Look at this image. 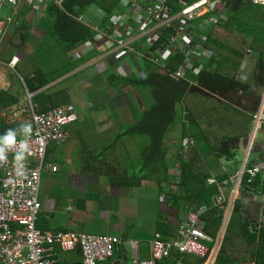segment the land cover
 I'll use <instances>...</instances> for the list:
<instances>
[{"label": "crops", "instance_id": "crops-1", "mask_svg": "<svg viewBox=\"0 0 264 264\" xmlns=\"http://www.w3.org/2000/svg\"><path fill=\"white\" fill-rule=\"evenodd\" d=\"M223 5H220L221 11L218 12L216 17H206V20L213 19L212 23H205L203 30H196L197 43L195 42L189 46L180 37V43L171 48L170 53L165 54L166 48L158 46V44L160 46L163 44H160L161 41L155 44L154 47H150L147 38H142L145 39L144 43L135 42L134 46L129 43L130 56L121 60H112V58L109 60V57L104 58V55L108 54L106 52L110 51V46H115V43L112 42L114 37L124 41L129 40L125 30L132 25L131 22L137 24L145 16V12L137 14V16H127V9V17L124 15L118 17V20H123L122 23L117 21L113 24V21H111L112 23L105 27L106 33L104 34L108 38V42H104L102 38L104 34L99 33L96 40L93 39L75 53L65 54L55 43L46 44L38 39L40 32L37 27L36 14L44 11L46 7L40 9V7L34 5L30 11H28L30 8L27 6H20L16 12L12 11L11 8L4 10L5 13L0 15V21H7L10 18L11 23L7 29L6 37L0 45V89L8 90L11 94L20 97L19 103L7 111L6 115L9 120L22 121L29 117L30 113L26 112L25 109L26 102L30 110L33 109V111L43 112L67 106L72 108L78 115V120L69 124L66 128L69 135L67 142L63 144L52 143L48 152V158L53 163L56 162L58 166V170L52 172H59L61 166L58 161H61L66 169V174H61L63 179L58 184L57 193L48 191L49 193H46L44 197L41 193L43 209L37 221V226L41 230L51 232L58 230L94 232L95 234L117 236L121 242L115 246V255L100 264H111V261L116 258H120L123 264H138L137 260L153 258L158 234L164 240L178 239L180 230L185 225L190 213L204 208L201 218L203 224L205 223L202 215L209 209V205H202L197 208L186 206L185 209L180 211L171 205L170 196L166 192L167 189L162 190L158 182L153 179H145L138 186L111 184L109 180L111 174H139V170L135 169L142 164V149L146 147L147 143L142 138L128 135L124 136L127 137L124 138L127 140L121 142L122 138L121 135H118V132L125 125L134 124L139 119L140 114L155 103V99L150 88L111 84L105 79V75L110 76L113 72H116L125 78L134 76L146 78L149 67L142 59L148 60L161 72H167L175 79H181L176 77L175 74L177 75L182 68L187 69L190 78L183 80L191 79L193 81L194 87L191 91V100L197 101L198 95L205 98L203 99L205 100L202 103L203 106L200 104L202 107L196 112L199 115V122L204 126V130L214 136V142H217V145L226 154L218 156L216 151H211L209 147L214 143L211 142L212 139L209 136H204L203 145L208 148V151L202 153V156H205V153L212 152L217 155L214 159L222 163L219 170L212 171L208 183L210 178H216L220 181L217 177L218 173L228 172L224 164V157H227L229 152H245L242 147L245 145L244 139L248 135H253L252 141L256 138L255 129L253 132L251 131L250 122L254 121V115L261 111V103L264 100V85L259 78L258 66L261 52L250 47L251 39L247 38L244 41L241 35L230 32L221 26L222 21L228 20L224 14ZM98 11L95 9L91 14L88 12V17H84L83 20L86 22L89 19V24L92 25L90 20L92 17L95 18ZM24 24L27 25L26 28H29L26 40L23 36L22 27ZM213 26L215 39L227 44L232 50H238L246 54L245 57L240 58L230 51L223 52L224 55L230 57L231 61L241 63L238 70L226 65L223 70L226 74L236 76L237 81L240 83L236 87H226L225 90L219 92L203 89L199 80L205 68L208 67L209 70L214 68L212 58L216 53L208 47L209 35L204 32L210 31V27ZM216 26L219 27V30L216 29ZM115 27H119L118 32H114ZM235 35L238 36L240 46L234 43ZM8 36L10 38L5 42ZM98 39L103 41L104 47L97 42ZM187 49L194 51L193 56L190 58L184 53ZM96 51L99 54H96ZM178 55L185 58L184 63L186 64L182 63L177 70L173 71L169 62L171 58ZM14 57H18L19 62L15 67H12L11 61ZM154 58H158L159 62H156ZM225 59L227 58L225 57ZM206 62L208 66H204ZM98 64L100 67L97 66ZM135 64L142 70L141 75H138L135 73L136 70L132 69ZM113 66H116V69ZM235 67L237 68V66ZM38 69H42L47 79L51 81L42 89L30 93L21 75L25 78H32L33 73ZM95 70L101 72L96 73ZM7 73H10V79H8ZM17 75L20 77V83L17 81ZM20 85L22 88H20ZM120 87H123L122 91H120ZM43 92L46 94V101L49 96L48 102H35V97ZM125 92H129L127 103L120 97L117 101H110V99L116 98L118 93L124 95ZM136 94L139 100L135 98ZM146 94L148 97H146ZM184 105L183 103L181 106L183 112ZM171 129L175 131L181 129L183 131V119L174 124ZM172 140L174 138L168 136L167 133L166 145L170 155L180 154L183 159L189 158L191 148L196 144V140L192 137L182 141L183 143H176L175 140ZM182 144H184V148H181ZM57 146L61 147L58 151V161L51 157V153L54 149L57 150ZM253 150H264V142H257ZM133 153H136V155H133ZM245 153L247 154V152ZM261 159L264 160V153L261 154ZM179 166L178 163L177 166L172 167L170 173L179 174ZM130 167L134 169H130ZM85 177L88 179L83 180ZM77 183L84 185L82 188L77 189ZM226 187L221 190L219 186L220 192L214 196L213 206H217L219 210L224 211L223 225L226 222L228 226L234 212L236 200L239 198H236V196L241 192L239 187L233 197V191L227 192ZM171 189L177 194L181 193V187L176 183L171 185ZM69 190H71V194L68 193ZM222 191L226 197L223 204L220 203L219 199ZM61 194L70 197L64 199ZM252 200L255 201L254 206L250 207L248 205L245 209L247 217L254 213L252 210H260L262 205L259 207L255 195L254 198H251ZM160 213L169 215L173 223L179 225L178 234L174 238H164L161 232L155 230V223L160 219ZM261 220L264 221V217ZM51 221L53 223L49 227ZM150 223L151 228L148 227ZM242 246L244 247L241 250L242 253L237 255L239 264H241V258L246 256L248 252L246 251V244ZM74 249L66 251L57 247L56 264H75L77 261H83L80 248L76 247ZM134 252L137 253L136 257H133ZM178 256H180V259L177 264H185L187 258L191 259L190 264H197L200 258L194 254L176 251L168 258L158 259L157 264H171L172 261L177 260ZM242 264H255V261H244Z\"/></svg>", "mask_w": 264, "mask_h": 264}, {"label": "trees", "instance_id": "trees-1", "mask_svg": "<svg viewBox=\"0 0 264 264\" xmlns=\"http://www.w3.org/2000/svg\"><path fill=\"white\" fill-rule=\"evenodd\" d=\"M58 1L60 0L48 1L44 11L35 13L37 27L40 32L38 39L46 44L55 43L63 53L71 54L93 39L96 40L99 37V33L105 30L108 19L114 13H117V17L126 16L127 6H130V1L133 0H61L60 5L57 4ZM136 1L144 4L146 9L148 5L154 4L156 0ZM194 1L196 0H169V4L172 6L174 13L181 11L185 3H193ZM222 1L224 3V5L222 3L224 14L228 20L222 21L221 26L230 32L241 35L244 41L247 38L251 39L250 47L261 52L258 59L259 78L264 85V5L256 4L252 0ZM29 8L28 11L33 9V6ZM95 9H102L105 12L101 25L96 29L95 26H92L94 25L93 22L90 25L83 20L86 17L85 15L91 14ZM220 11L213 12L207 17L214 18ZM131 23L136 25L135 22ZM214 26L210 27V31H204L209 35L208 47L216 53L212 58L214 68L212 70H209L208 67L205 68L199 80L203 89L219 92L225 90L226 87H236L240 83L237 81L236 76L226 74L223 70L225 65L238 70L241 63L231 61L230 57L224 55L223 52L230 51L240 58L245 57L246 54L238 50H232L227 44L215 39ZM26 27L27 25L25 24L22 27L24 40L27 38V30L29 29ZM171 35V32H167L162 37L160 44L165 39L171 38ZM105 40L103 41L106 42ZM103 41L98 39L97 42L104 47ZM158 46L160 47L159 44ZM96 54H99V52L96 51ZM142 60L149 67V73H147L146 78L138 76L125 78L113 72L106 79L111 84L150 88L155 99V103L142 112L134 124L124 126L125 131L122 133V136L139 137L141 135L147 136L149 139V143L142 149V164L135 169L139 170V174H111L109 175V180L114 185L138 186L145 179H153L158 182L162 190L167 189L166 192L170 196L171 205L180 211L185 209L184 207L186 206L197 208L202 205H209V209L203 213L202 217L205 222L203 225L204 230L214 238L213 241L209 242L212 252L220 235L225 215L223 210L213 206L214 196L220 190L218 185H210L208 178L212 176L213 170H219L222 163L214 159L217 155L212 152L205 153V156H202V153L208 151V148L203 145L204 136H209L212 139L211 142L214 143L209 147L211 151H216L218 156L226 154L217 145V142H214V136L204 130V126L199 122V115L196 112L201 109L200 104L202 105L205 98L198 95L197 101L191 100V91L194 87L193 81L191 79H175L171 74L161 72L148 60ZM170 60V68L175 71L184 63L185 58L178 55ZM204 66H208L207 62ZM17 77V81L20 83V77L18 75ZM21 77L30 93L42 89L51 81L47 79L42 69L36 70L32 78H25L23 75ZM20 88H22L21 85ZM45 96V92L38 94L35 97V102H45ZM48 99L49 96L46 103ZM19 101V96L11 94L8 90L0 89V133H3L8 128L16 127L20 122L24 121L9 120L6 115L8 109L18 104ZM183 103L185 104L184 112L179 108ZM182 119L183 141L191 137L196 140V144L191 148L187 159H183L180 154L171 156L166 145L168 131ZM181 148H184V144L181 145ZM235 156L236 152L227 154L229 160L235 158ZM178 163L180 165V173L171 174L170 169L177 166ZM130 169L134 168L130 167ZM233 175V171H228L218 173L217 177L220 181H224L231 179ZM250 177L249 174L244 176L241 195L236 200L231 221L214 264H239L237 255L242 253L241 250L244 247L242 246L243 244H237V240L244 238L247 240L246 251L248 252L246 256L241 258V264L244 261L252 260L255 261V264H264V221L261 220L264 217V202L260 210H252L255 212L250 214V217L246 216L245 210L248 205L250 207L254 206L255 201H251V198H254V193H264V172L259 173L252 182L249 181ZM174 183L181 187L180 194L171 189V185ZM155 224V230L161 232L164 238H174L178 234L179 225L174 224L171 217L165 213H160V219ZM179 257L176 261H172L171 264H177ZM207 260L208 257L199 258L197 264H205ZM185 261V264H190L191 259L187 258ZM211 261L212 256L207 264H210Z\"/></svg>", "mask_w": 264, "mask_h": 264}, {"label": "built area", "instance_id": "built-area-1", "mask_svg": "<svg viewBox=\"0 0 264 264\" xmlns=\"http://www.w3.org/2000/svg\"><path fill=\"white\" fill-rule=\"evenodd\" d=\"M47 1L49 0H0V11L11 8L16 12L21 5L27 7L35 5L40 8L45 5L46 7ZM253 1L256 4H264V0ZM130 3L131 5L127 6L129 16H137L142 12L146 14L135 25L136 27L130 25L128 28L132 26L137 29L140 37L147 38L150 47H154L155 44L162 41V37L167 32L172 33L171 38L165 39L160 46L166 48L164 53L167 54L170 53L171 48L180 43V37L189 46L197 43L196 30H203L205 23L213 22V19L206 20V17L212 12L220 11L222 1L196 0L193 3H185L181 11L174 13L169 0H156L146 9L144 4L139 1L133 0ZM10 23V18L7 21H0V45L7 34ZM129 31L130 28L128 31L126 30L127 35ZM105 36L104 34L103 40L108 39ZM105 41L108 42V40ZM112 42L115 43L122 55L130 56L129 43H125L124 40L117 37H114ZM112 42L111 44H113ZM184 53L190 58L194 51L187 49ZM154 60L159 62L158 58H154ZM18 62L19 58L14 57L11 66L15 67ZM175 76L181 79L190 78L188 77L189 72L185 68H182ZM254 116L256 120L254 133L256 134L264 124V100L261 111ZM24 120L31 122L33 126L30 139L31 155L25 161V176L18 177L16 175L11 153L8 162L0 166V264H56L57 247L66 251L79 247L84 264H100L108 261L115 255V246L121 242L117 236L63 230L51 232L43 231L37 226L43 209L41 202L43 171L44 169H50L53 172L58 170L57 164L48 158L49 148L52 143L67 142L69 135L66 128L78 120L77 113L67 106L43 112L32 109L29 117ZM252 143H255V139ZM250 148L251 145L247 151L245 165L235 176L236 180L234 177L224 181L210 178L209 183L218 184L222 190L234 180L236 182L233 189L234 195L242 185L246 174L251 176L249 181L252 182L259 173L264 172V160L259 164H248L250 153L254 147L251 150ZM220 194V203L223 204L226 197L223 191ZM203 211L204 208H201L188 215L178 239L164 240L158 234L153 258L135 259L138 264H157L158 259L168 258L176 251L194 254L200 258H209L211 254L209 242L214 238L203 228L204 224L201 218ZM136 254L134 252L133 257H136Z\"/></svg>", "mask_w": 264, "mask_h": 264}, {"label": "rangeland", "instance_id": "rangeland-1", "mask_svg": "<svg viewBox=\"0 0 264 264\" xmlns=\"http://www.w3.org/2000/svg\"><path fill=\"white\" fill-rule=\"evenodd\" d=\"M50 1V0H49ZM48 2V1H47ZM60 3H61V0L59 1ZM45 8V5L44 6H42L40 9H44ZM5 12H4V10L3 11H0V15H3ZM85 16H87V15H85ZM105 16V12L102 10V9H99V11L97 12V14H96V16H95V18H93L92 17V19L90 20V22H93V26H95V28H98L100 25H101V23H102V21H103V17ZM129 16V15H128ZM88 17V16H87ZM118 17H120V16H118ZM118 17H117V13H114L113 14V17L111 18V19H108V22H107V25H109V24H111L112 22L111 21H113V24L114 23H116L117 21L119 22V23H122L123 22V20H118ZM122 19V18H121ZM87 23H89V20L88 21H86ZM119 27H121V26H119ZM119 27H115V29H114V32H118V30H119ZM130 28V31H129V34H128V37H129V40H126V41H124L125 43H131L133 46H134V43L135 42H137V43H144L145 42V39H142V37H140L141 35L138 33V31H137V29H134V28H132V26L131 27H129ZM129 28L128 29H126L127 31L129 30ZM216 29H218L219 30V27L218 26H216ZM125 30V31H126ZM106 32V30L105 31H103V33H105ZM136 33H138V34H136ZM5 37H6V35H5ZM4 37V38H5ZM18 37V36H17ZM9 36L5 39V42L6 41H8L9 40ZM142 40H141V39ZM234 43L237 45H239L240 46V43H239V39H238V36L237 35H235V39H234ZM242 45V44H241ZM95 46H97V45H95ZM143 46H144V44H143ZM52 51V50H51ZM53 53V52H52ZM106 53H108L107 55L105 54L104 55V58H106V57H109V60L112 58V60H121L122 58H126V56H124V55H122L121 53H120V51L118 50V47H116V45L115 46H110V51L109 52H106ZM134 56H135V54H133ZM136 57V56H135ZM98 67H100L99 66V64L97 65ZM133 68V70H136V72L135 73H137L138 75H141L142 74V70H140L139 69V67L138 66H136V64H135V66L133 65L132 66ZM113 68L114 69H116V66H113ZM95 72L96 73H99V72H101L100 70L98 71V70H95ZM7 77H8V79H10V73H7ZM108 78V74H106L105 75V79H107ZM109 82V81H108ZM110 83V82H109ZM118 88H119V86H117ZM121 89H123V87H120V91H122ZM129 94V92H125L124 93V95H121V94H119L118 93V96L115 94V97L116 98H114V99H110V101H112V100H114V101H117L118 99H119V97L120 98H122L123 100H124V102H126L127 101V95ZM263 95H264V91H263ZM146 97H148V95L146 94ZM135 98H137L138 99V95L136 94L135 95ZM139 100V99H138ZM137 100V101H138ZM144 101V100H143ZM127 103V102H126ZM262 103H263V100H262ZM149 104V103H148ZM203 106V105H202ZM202 106H200V108L202 107ZM25 109H26V112H29L30 114H31V112H32V110H30V108H29V106H28V104H27V102H26V104H25ZM179 108H181L182 109V107H181V105H180V107ZM20 112H22L21 110H20ZM25 112V111H24ZM251 131L253 132L254 131V129H255V125H256V120H252L251 122ZM179 126H180V124H178ZM178 126V127H179ZM125 131V128L123 127V128H121L120 129V131L118 132L119 134L118 135H121V142H125L127 139H124V138H127V137H124V136H122V133ZM172 131V132H171ZM169 132H171V133H169ZM169 132H168V136H171L172 138H174V140H172V141H174V142H176V143H183L182 141V138H181V136H182V131H181V129L180 130H177V131H175L174 129H170L169 130ZM138 138H142V140H145L146 141V143H148V141H149V139H148V137L147 136H139ZM116 139V138H115ZM255 142L257 143V142H264V124H263V126L257 131V133H256V138H255ZM178 145V144H177ZM61 146V145H60ZM60 146H57L56 148H57V150H53V152L51 153V157H53V158H55V159H57V161H58V151L61 149V147ZM116 152V151H115ZM262 153H264V150H260V151H257V150H252L251 151V153H250V157H249V162H248V164L249 165H251V164H259V163H262L263 162V159H261V154ZM133 155H136V153H133ZM246 153L245 152H243V151H238V152H236V156H235V158L234 159H232V160H229V159H227V157H224V164H225V167L227 168V170L229 171V170H231V171H233V174H236V175H234V176H237L238 174H239V172H240V170L242 169V167L245 165L244 164V161H245V159H246ZM115 156V155H114ZM256 158H258L257 160H255ZM58 163H60V170H59V172H57V173H53L50 169H44V171H43V175H42V190H41V193H42V195H43V197L45 196V194L47 193H49L50 191H52L53 193H57V190H58V184H59V182H61V179H63V177L61 176V174H63V173H65V171H66V169H65V167H64V165H63V163L61 162V161H58ZM55 164H57L56 162H55ZM234 168V169H233ZM237 172V173H236ZM66 174V173H65ZM233 176V177H234ZM232 177V178H233ZM73 179V178H72ZM86 179H88L87 177H85L83 180H86ZM234 179L236 180V177H234ZM47 184V185H46ZM46 185V186H45ZM83 185L84 184H78L77 183V186H78V188L77 189H79V188H82L83 187ZM235 185H236V182L234 181V180H232L228 185H226L227 187L225 188V190L227 191V192H230V190H232L233 191V189H234V187H235ZM242 186L240 187V192H242ZM49 191V192H48ZM71 192V190H69V194H71L70 193ZM153 193H154V190L152 191V195H153ZM241 195V193L238 195L237 194V196H236V198H238L239 196ZM254 195H255V198L256 199H258L257 200V202H259V207H260V205L264 202V193L262 194V193H254ZM259 197H258V196ZM61 197H64V199L65 198H67V197H70V196H63L62 194H61ZM233 197H234V195H233ZM151 209V208H150ZM149 209V210H150ZM255 212V211H254ZM53 222L51 221L50 223H49V227H51ZM149 228H151L152 226H151V223L149 224V226H148ZM228 227V226H227ZM86 230V229H85ZM94 233V232H93ZM218 241V240H217ZM247 243V240L244 238V239H238L237 240V244H246ZM216 246V245H215ZM235 248V247H234ZM214 249H215V247L213 248V250H212V253H213V251H214ZM212 253H211V256H212ZM211 256L209 257V259L211 258ZM209 259L207 260V262L205 263V264H207L208 263V261H209Z\"/></svg>", "mask_w": 264, "mask_h": 264}, {"label": "clouds", "instance_id": "clouds-1", "mask_svg": "<svg viewBox=\"0 0 264 264\" xmlns=\"http://www.w3.org/2000/svg\"><path fill=\"white\" fill-rule=\"evenodd\" d=\"M32 133L33 126L28 121H22L16 127L8 128L0 133V166L8 162L11 153L18 177L25 176V161L31 155L30 139Z\"/></svg>", "mask_w": 264, "mask_h": 264}, {"label": "water", "instance_id": "water-1", "mask_svg": "<svg viewBox=\"0 0 264 264\" xmlns=\"http://www.w3.org/2000/svg\"><path fill=\"white\" fill-rule=\"evenodd\" d=\"M252 137H253V135L250 134L244 139L245 145L242 148H243V150L245 152L248 151L250 145H251L250 150L253 149V147L256 145L255 144L256 142L254 144L252 143V139H251ZM226 229H227V223L225 222L223 227H222V229H221V232H220L218 241L216 243L215 249H214V251L212 253V261H211L210 264H214L216 262V260H217V257L219 255L220 249L222 247L223 238H224ZM111 262H112L111 264H123L120 258H116L114 261H111ZM75 264H84V263H83V261H77V262H75Z\"/></svg>", "mask_w": 264, "mask_h": 264}]
</instances>
